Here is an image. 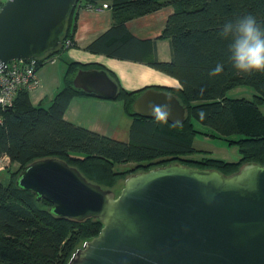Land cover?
<instances>
[{"label": "trees", "instance_id": "1", "mask_svg": "<svg viewBox=\"0 0 264 264\" xmlns=\"http://www.w3.org/2000/svg\"><path fill=\"white\" fill-rule=\"evenodd\" d=\"M97 1L101 0H78V4L86 7ZM102 1L110 2L118 15L113 26L86 50L144 63L177 80L180 89L173 93L145 87L128 92L107 72L118 86L115 101L122 104L132 119L127 143L64 120L72 98L93 96L72 84L79 70L91 69L86 65L66 64L63 86L49 106L42 103L33 106L29 91L24 88L16 92L9 104L0 103V159L6 157L9 163L17 165L13 173L7 166L0 170V264H67L74 251L95 238L102 228L96 219L76 222L58 218L52 214L50 203L37 200L20 188L18 175L33 161L62 160L87 181L117 194L130 175L173 164L214 169L225 176L236 173L245 164L264 165V116L260 113V105L264 104V73L237 72L228 59V42L219 36L225 22L248 14L264 24V0ZM164 7L172 9L161 34L162 39L169 41L171 61L145 60L141 57L139 41L126 30L125 23ZM74 13L75 10L66 19L60 45L36 58V71L75 47ZM67 41L70 45L66 48ZM217 63L224 64V70L221 75L210 77L209 72ZM237 87L252 89L253 99L229 98L227 94ZM149 89L176 96L186 109L183 124L157 123L154 118L133 113L134 100ZM201 111L206 113L204 120L199 119ZM199 136L218 139L229 148L238 147L240 160L228 163L195 150L193 141ZM128 163L134 165L132 170L115 168Z\"/></svg>", "mask_w": 264, "mask_h": 264}, {"label": "water", "instance_id": "2", "mask_svg": "<svg viewBox=\"0 0 264 264\" xmlns=\"http://www.w3.org/2000/svg\"><path fill=\"white\" fill-rule=\"evenodd\" d=\"M77 4L6 2L0 9V68L54 51ZM72 84L97 98L118 96L117 84L104 70H79ZM166 99L171 108L167 122L183 124L185 107L165 91L146 90L132 111L154 118L149 106ZM17 185L50 203L58 218L102 224L67 264H264V165L245 164L225 176L173 164L130 175L117 194L87 181L64 161L47 158L25 166Z\"/></svg>", "mask_w": 264, "mask_h": 264}, {"label": "crops", "instance_id": "3", "mask_svg": "<svg viewBox=\"0 0 264 264\" xmlns=\"http://www.w3.org/2000/svg\"><path fill=\"white\" fill-rule=\"evenodd\" d=\"M104 3H107L109 8L103 9L102 4ZM171 13L172 9L170 7H164L157 12L125 23L126 30L139 41L140 53L143 59H154L162 63L171 61L169 41L161 38L165 22ZM117 15V11H114L108 1H97L86 7L83 6V3L77 4L74 13L76 19V30L73 38L75 47L68 49L52 62L44 64L37 71L38 85L28 92L33 106L41 103L44 106L50 105L52 99L63 86V75L66 64L69 62H76L89 66L91 69L108 72L115 79L118 86L128 92L145 87L162 88L165 91L171 90L173 93L180 89L177 80L144 63L110 58L86 50L87 46L113 26ZM130 44L132 47L135 46L134 43ZM63 118L72 125L113 140L123 143L129 141L132 119L124 112L122 104L118 101L94 96L74 97L69 102ZM196 138L193 141L195 150L205 152L208 155L207 157L213 158L211 151L199 150L195 147ZM217 141L221 143L220 140L217 139ZM223 157L220 160L228 163H236L240 160V156L233 162Z\"/></svg>", "mask_w": 264, "mask_h": 264}, {"label": "clouds", "instance_id": "4", "mask_svg": "<svg viewBox=\"0 0 264 264\" xmlns=\"http://www.w3.org/2000/svg\"><path fill=\"white\" fill-rule=\"evenodd\" d=\"M219 36L228 42L227 55L232 67L239 73L251 75L264 73V24L257 21L256 17L248 14L234 21H227L223 25ZM224 64L217 63L210 70V77L222 74ZM204 90L201 89V92ZM149 115L153 116L157 123H166L171 117L169 102L153 104L149 106ZM199 119L204 120L206 113H198ZM177 126L180 121L175 122Z\"/></svg>", "mask_w": 264, "mask_h": 264}, {"label": "built area", "instance_id": "5", "mask_svg": "<svg viewBox=\"0 0 264 264\" xmlns=\"http://www.w3.org/2000/svg\"><path fill=\"white\" fill-rule=\"evenodd\" d=\"M8 1L9 0H0V9ZM102 8L107 9L109 5L104 3L102 4ZM69 45L67 41L65 47L67 48ZM36 76V59L29 61H14L0 68V103L4 105L9 104L16 92L20 89L24 88L31 91L36 88L38 85ZM7 163H9L8 158L2 157L0 159V170H3Z\"/></svg>", "mask_w": 264, "mask_h": 264}, {"label": "rangeland", "instance_id": "6", "mask_svg": "<svg viewBox=\"0 0 264 264\" xmlns=\"http://www.w3.org/2000/svg\"><path fill=\"white\" fill-rule=\"evenodd\" d=\"M227 96L231 99L252 100L254 96V91L247 87H237V88H234L232 91H230L227 94ZM260 113L264 116V104L260 105ZM195 147L199 150L201 149L204 151L206 150L211 151L214 156L213 157L214 159L220 160L224 156L223 157L224 159L229 160L230 162H233L237 160L239 156L238 147L229 148V147L222 145V142L220 143L219 141L213 140L212 138H208V137H202V136L197 137L195 140ZM5 167L8 168L9 172L11 173L17 170L16 164L7 163ZM133 167L134 165L128 163L126 165H116L115 168H117V170H126V169L132 170Z\"/></svg>", "mask_w": 264, "mask_h": 264}]
</instances>
